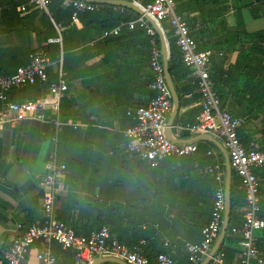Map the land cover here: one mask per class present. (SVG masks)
<instances>
[{"label": "crops", "instance_id": "0c3cea01", "mask_svg": "<svg viewBox=\"0 0 264 264\" xmlns=\"http://www.w3.org/2000/svg\"><path fill=\"white\" fill-rule=\"evenodd\" d=\"M222 3L226 9L214 12V21L222 16L225 26L232 28L239 18L238 21L247 32L264 27L263 18L252 17L249 6L241 5L236 16L235 0ZM18 6L17 0H0V66H9L18 57L23 59L25 49L38 47L45 30V15H48L53 31L58 33L54 40L58 41L59 54L57 60L49 61L47 67L50 75L56 77L59 69L62 73L67 88L59 100L57 117L64 125L71 126L73 131H64L60 140L64 152L58 159L65 164V170L56 184L54 216L68 224L75 233L87 234L94 228L96 204L99 201L111 202L114 224L118 227L110 234L112 237L129 241L143 233L146 238L141 248L150 257V262L154 249H160L173 259L174 264H187L184 244L191 242L193 235L172 226L173 223L177 224L182 202L178 200L177 190L172 189L169 193L167 189L168 186H177L180 180L178 176L169 177V173L188 170L191 174L197 159L166 161L152 170L125 150L123 130L132 123L125 110L146 104L151 94V71L147 64L150 50L145 32H128L129 28L121 26L117 34L104 35L98 27L101 18L97 16L85 23L78 16L69 18L70 26L62 28L65 45L63 55L61 35L53 20L65 21L62 13L57 12L56 8L49 11L48 7L35 9L29 6L27 10H20ZM119 6L132 9L128 5ZM53 14L56 18L51 16ZM205 26L208 23L196 25L203 30ZM159 27L167 42L165 32L170 31L168 22L162 21ZM223 35L198 37L197 41L211 44ZM222 51L225 57L222 66H229L238 72L240 63L236 60L238 51L235 46L226 45ZM62 57L65 65L63 69ZM2 73L4 71L0 68ZM189 77L185 74L178 83H187ZM170 87L174 90L171 78ZM193 92L197 93L196 89ZM175 94L178 106L169 133L178 139L177 142H188L197 133L184 129L179 120L192 117L194 109L199 107L198 97L181 103L190 95L185 94L180 98ZM172 111L173 104L165 116V124ZM49 123L23 120L14 127L0 129V264H4L2 254L14 234L15 225L19 223L25 227L41 216L42 187L39 180L43 161L52 146ZM246 125L254 129L258 119L250 118ZM204 141L208 140H194L199 145L204 144ZM259 141L260 137L256 133L250 135L247 145L256 147ZM196 173L205 174L202 168ZM254 174L259 182V215L264 220V165L254 168ZM229 179V185L231 179L238 181L232 172ZM223 181L224 168L222 185ZM236 187L239 188L238 184ZM238 209L235 208V216L240 219L242 213ZM153 217H158L164 227L153 223L146 229V223H150ZM256 236L261 240L259 249L264 255L263 227L256 232ZM222 243L235 248L230 242ZM38 247L37 242L32 244L21 264H40L35 258ZM51 250L56 258L55 264H74L71 251L61 248L57 243L51 244ZM236 258L237 253L233 259ZM109 259L107 256H96L95 263L118 264Z\"/></svg>", "mask_w": 264, "mask_h": 264}, {"label": "built area", "instance_id": "2783aa9c", "mask_svg": "<svg viewBox=\"0 0 264 264\" xmlns=\"http://www.w3.org/2000/svg\"><path fill=\"white\" fill-rule=\"evenodd\" d=\"M52 0H26L19 5L24 10L25 4L35 9H44ZM143 13L158 25L167 21L170 33L178 49L180 61L194 79L198 93L199 112L192 122H185L183 128L191 133H209L224 147L230 171L238 177V186L243 194L244 208L240 223L231 226L229 232L239 236L234 243L237 258L226 260L222 251H216L206 264H264V255L257 245L256 232L264 225L259 215V182L253 169L264 165V145L245 148L237 136V128L243 123V117L232 115L220 107L219 97L212 88L208 72V63L212 51L197 49L196 42L189 34L188 26L174 12L175 0H151L145 5L132 0ZM60 5L71 10L70 19L77 17L78 11L92 10L94 3L87 0H60ZM121 26L129 29L137 26L148 36L150 47L148 66L152 79L149 88L152 95L143 106L128 108L126 113L132 123L123 130L125 150L139 160L154 166L158 160L170 156L188 155L196 150V143L177 142L165 133V116L172 107L170 88L166 83L161 62L160 45L157 44L153 27L143 14L131 20L120 22L103 34H116ZM58 27V25H56ZM220 54V52H218ZM49 64L46 51L35 47L27 53L26 61L18 65L11 74H0V129L14 127L23 120H35L53 124L50 136L51 148L43 161V171L39 180L42 187L41 216L29 225H15L11 240L2 254L4 264H21L32 244L39 247L35 258L40 264H55L56 258L51 244L73 253L74 264H91L96 256L115 257L127 264H174L165 252H157L152 262L141 252L140 246H127L111 237L106 226L92 228L87 234H78L56 218L53 214V199L57 190V181L65 170V164L58 159L55 151L59 100L66 91V83L60 69L56 77L48 80L46 67ZM39 82L46 85V90L33 98L14 101L8 98V91ZM209 149L206 154H213ZM203 172L217 182L214 188L207 222L200 228V238L186 242L184 250L187 264H201L217 236L223 216L224 188L223 171L217 161H212L203 168ZM140 243L143 241L140 240ZM165 244V243H164Z\"/></svg>", "mask_w": 264, "mask_h": 264}, {"label": "trees", "instance_id": "16d2710c", "mask_svg": "<svg viewBox=\"0 0 264 264\" xmlns=\"http://www.w3.org/2000/svg\"><path fill=\"white\" fill-rule=\"evenodd\" d=\"M19 5L26 3V0H17ZM132 1V0H127ZM141 5L149 3L151 0H136ZM227 0H175L174 3V12L179 15L183 20H185L187 26L189 27V34L192 36L196 42L197 49H209L212 51V54L208 63V72L212 81V88L219 97L220 107L227 110L232 115L243 117V123L237 128V136L239 141L245 148H250L247 142L249 141L250 135L258 134L260 137L259 145L256 147H261L264 145V27L262 29L247 32L244 30L242 24L240 23L239 18H237V24L235 27L227 28L225 26L224 18L218 16L216 21L213 20L214 12L221 10L222 12L226 9L222 2ZM237 3L235 15L237 16L238 8L241 5L249 6V11L252 17H261L264 20V0H235ZM29 5L25 4L24 10H27ZM47 9L50 11L53 8H56L57 12L62 13L66 18L65 21L58 19H53L55 25H58L59 32L62 39V50L64 55L65 45L63 43V26L69 25V18L71 10L67 7H62L60 5V0H52ZM19 8V6H18ZM138 13L128 7H123L119 5L111 4H97L94 3V8L92 10H83L78 11L77 16L82 22L92 19L93 17H99L101 20L98 21V27L101 31L110 30L113 26L120 22L134 19ZM55 17V14L51 15ZM213 16V17H212ZM45 30L43 36L39 40L38 47L43 48L48 56L49 61L57 60L59 54V45L58 41L54 38L58 37V33L53 31V27L50 24L48 15L44 16ZM43 22V23H44ZM88 23V22H87ZM207 24L204 30L196 25L201 26L202 24ZM217 25V26H215ZM84 27V26H83ZM121 28V27H120ZM127 28V27H126ZM84 30H81L82 32ZM120 31V29H119ZM118 31V32H119ZM128 32H137L142 31L143 29L135 26L131 29H127ZM117 32V33H118ZM116 33V34H117ZM223 33V36H220L211 44H208L206 41L199 43L197 41L198 37L202 39L203 37L207 38L212 35H220ZM110 34V33H108ZM169 54L167 58V67L169 76L173 82V88L177 95L182 98L185 94H189V98L181 100V103L184 101H190L198 97V93H194L195 89L194 79L189 77L187 83L179 82L181 77L185 74H188L187 69L182 65L180 61V56L178 49L174 43V39L169 30L165 32ZM147 36V35H146ZM50 37V38H48ZM157 44H159V39L157 34H154ZM48 38V39H47ZM148 42V36H147ZM234 45L237 53L236 60L240 63L239 71H233L231 67H223V61L225 57L223 56V49L226 48V45ZM31 49H25L23 59L18 57L15 63L10 64L9 66L1 65L0 68L4 71L2 74H11L14 72L15 68L18 65L23 64L27 59V53ZM150 50V47H149ZM220 52V54H218ZM149 57V51L147 56V62ZM148 64V63H147ZM64 58L62 57L61 68H64ZM46 73L48 80H51L55 75H50L49 68L46 67ZM152 79V76H151ZM150 79V81H151ZM46 90V85L35 82L33 84L25 85L20 88L11 89L8 91V97L10 100L22 101L25 98H33L37 95H40L43 91ZM152 95V91L150 96ZM150 98V97H149ZM145 105V104H144ZM134 107L128 108H135ZM125 114L130 117L126 111ZM199 107L195 108L191 118L186 120H179L180 124L185 122H192V118H195V115L199 112ZM251 119H258V125L254 126V129L248 127V121ZM176 119V118H175ZM260 123V124H259ZM50 136L52 134L53 124L50 122ZM64 131L72 132L71 126L64 125L60 121L59 128L56 132V141H55V151L60 159V156L63 154L64 150L61 146V136ZM247 131V132H246ZM245 132V133H244ZM212 149L213 154H206V151ZM192 156L180 155V156H170L162 158L157 161L154 166H150L145 162L152 170L158 168L162 162L174 161L182 159H197V165L193 168V173L189 174L188 170L184 172L173 171L169 173V177L178 176L179 183L175 187L168 186V192L171 190H177L179 199L182 208L180 209V215L177 217V224L173 223L172 226L184 229L188 233H192L193 238L191 242L197 241L200 238V228L207 222L209 218L210 204L212 200V195L217 182L208 174H198L197 170L203 168L211 163L212 161H217L223 171V159L221 153L215 148V146L209 142L204 141V144L199 145L196 143V150L192 152ZM191 154V153H190ZM254 172V169H253ZM185 176V177H184ZM238 181L231 179L228 197H229V215H228V225L226 232L223 236V241L234 243L238 240L239 236L229 232L231 226H237L240 223L239 217L235 216L237 211L235 208H239L238 212L243 211L244 201L242 191L236 187ZM180 191V192H179ZM170 204V203H168ZM170 205L169 209L170 210ZM114 208L112 203L99 201L96 204V213L93 216L94 228L104 225L107 227L109 234L117 230L116 224H114ZM155 223L158 227L163 228L161 225L162 221L158 217H153L150 223H146V229L150 228L152 224ZM264 228V226H263ZM152 229V228H151ZM111 236V235H110ZM112 237V236H111ZM115 238V237H113ZM146 238L145 234L139 233L137 236H134L133 239L129 241H122L115 238L118 242L125 244L127 246H133L138 244L140 246L141 252L148 258V254L142 249L139 241ZM140 239V240H139ZM222 241V242H223ZM220 243L217 251H222L226 260H232L235 253H237L236 248L225 246L223 243ZM261 240L257 238V245L259 246ZM160 249H154V255L157 252H161ZM163 252V251H162ZM70 255L73 254L71 253ZM153 255V256H154ZM187 261V260H186Z\"/></svg>", "mask_w": 264, "mask_h": 264}, {"label": "water", "instance_id": "95a60500", "mask_svg": "<svg viewBox=\"0 0 264 264\" xmlns=\"http://www.w3.org/2000/svg\"><path fill=\"white\" fill-rule=\"evenodd\" d=\"M87 1L96 2V3H107V4H112V5H128L133 10H135L137 13L143 14L144 18L147 20V22L155 30V32L158 36V39H159V43H160L159 45H160V50H161V62H162V67H163V73H164L166 83L168 84V86L170 88V95H171V100H172V104H173V111L166 121L165 133H166L168 138H170L171 140L177 141L178 140L177 138L171 137L169 131H170V128L172 125L171 123H172L173 114L175 113L177 106H178V98L175 94V91L172 90L170 87V76H169L168 67H167L168 45H167V42L165 40V37H164V34H163L161 28L159 27V25L156 22H154L147 14L143 13L142 10L137 5L132 3L131 1H127V0H87ZM199 139H206L209 142H211L218 149V151L221 153V155L223 157V161H224V181H223L224 209H223L222 222H221V226H220V229H219L217 236L215 237L208 253L204 256V259L201 263V264H206L207 261L209 260L210 256H212L217 251L221 241L223 240V236H224V233H225L227 225H228V220H229L228 215H229V211H230L228 190H229V180H230L229 178H230L231 171H230L229 164H228L227 153H226L224 147L222 146V144L220 143V141L217 140L215 137H213L209 133H197L191 139H189L187 141L191 142V141L199 140ZM109 260L114 261L118 264H127L125 261H123L119 258H115V257H111ZM91 264H96V263H95V261H93Z\"/></svg>", "mask_w": 264, "mask_h": 264}]
</instances>
